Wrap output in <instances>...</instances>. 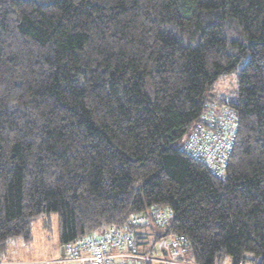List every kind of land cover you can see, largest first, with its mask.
Segmentation results:
<instances>
[{
  "label": "trees",
  "instance_id": "obj_1",
  "mask_svg": "<svg viewBox=\"0 0 264 264\" xmlns=\"http://www.w3.org/2000/svg\"><path fill=\"white\" fill-rule=\"evenodd\" d=\"M219 115L222 177L183 149ZM48 213L62 247L117 224L140 255L264 264V0H0V250Z\"/></svg>",
  "mask_w": 264,
  "mask_h": 264
},
{
  "label": "built area",
  "instance_id": "obj_2",
  "mask_svg": "<svg viewBox=\"0 0 264 264\" xmlns=\"http://www.w3.org/2000/svg\"><path fill=\"white\" fill-rule=\"evenodd\" d=\"M221 115V114H220ZM220 115L210 119V125H197L189 137L184 141L183 149L193 158L203 162L212 174L223 176L227 165V158L232 151L236 123L223 122ZM208 120L209 118H205ZM150 217L154 224L165 227L169 218L168 209L153 207L148 214L131 215L125 224H137ZM125 225L113 224L103 233L94 234L63 246L61 262L75 264H144L149 261L159 263L178 264L175 259L155 258L151 253L140 255L133 245V236ZM183 237H172L167 255H177Z\"/></svg>",
  "mask_w": 264,
  "mask_h": 264
},
{
  "label": "rangeland",
  "instance_id": "obj_3",
  "mask_svg": "<svg viewBox=\"0 0 264 264\" xmlns=\"http://www.w3.org/2000/svg\"><path fill=\"white\" fill-rule=\"evenodd\" d=\"M236 89L237 76L235 72H232L220 77L208 94L212 98L233 95ZM182 142H180L179 147H181ZM147 222L154 224L153 220L148 217L145 222L137 223L136 226L144 225ZM151 244L155 250V258H162L160 254L161 241H151ZM147 246H150V242L147 243ZM60 247L57 215L48 213L32 223L31 240L28 243L22 241L19 237L7 240L0 250V264H22V262H25L23 264H64L60 261L63 257ZM152 248H149L146 252L150 253L149 251ZM66 264L72 263L68 262ZM152 264L158 263L155 261Z\"/></svg>",
  "mask_w": 264,
  "mask_h": 264
},
{
  "label": "crops",
  "instance_id": "obj_4",
  "mask_svg": "<svg viewBox=\"0 0 264 264\" xmlns=\"http://www.w3.org/2000/svg\"><path fill=\"white\" fill-rule=\"evenodd\" d=\"M61 246V245H60ZM62 247V246H61ZM61 247H60V252H61ZM161 249V248H160ZM162 252V251H161ZM164 254H166V251L164 250ZM61 255H63L62 254V252H61ZM163 255V254H162ZM60 261H61V259H60ZM22 263H25V262H22ZM61 263H64V264H66V263H68V262H65V261H63V262H61ZM72 264H75V263H72Z\"/></svg>",
  "mask_w": 264,
  "mask_h": 264
},
{
  "label": "water",
  "instance_id": "obj_5",
  "mask_svg": "<svg viewBox=\"0 0 264 264\" xmlns=\"http://www.w3.org/2000/svg\"><path fill=\"white\" fill-rule=\"evenodd\" d=\"M61 252H62V254H63V247H61Z\"/></svg>",
  "mask_w": 264,
  "mask_h": 264
}]
</instances>
